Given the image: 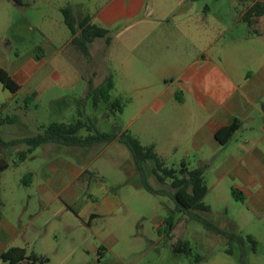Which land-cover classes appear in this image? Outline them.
I'll list each match as a JSON object with an SVG mask.
<instances>
[{
    "label": "rangeland",
    "instance_id": "obj_1",
    "mask_svg": "<svg viewBox=\"0 0 264 264\" xmlns=\"http://www.w3.org/2000/svg\"><path fill=\"white\" fill-rule=\"evenodd\" d=\"M248 2L251 0H237L236 5H228L222 0H198L196 7L203 11L207 5L214 15L228 11L241 14ZM66 5L67 0H0V69L8 71L21 84L20 90L13 93L0 81V113L17 115L14 122L1 126L2 138L10 141L34 136L53 122L77 121L79 112L83 119L94 124L93 131L128 130L143 145L155 144L168 166L179 168L184 160L191 168L205 166L208 192L204 202L210 209L202 214L226 231L252 236L257 247L254 250L246 238L243 245L234 244V254H228V239L224 235L175 211L171 197L153 194L143 187L131 151L119 141L97 143L85 155L72 149L84 147L45 143L24 160L19 153L28 149L26 144H0V215L17 221L16 205L27 204L23 195L36 189L35 185H29L32 178L38 177L36 174L47 169V175L64 184L73 178L69 167L76 165L87 169L73 186L87 191L86 199L92 198L91 194L107 192L122 204L116 213L100 222L119 226L118 223L132 217L140 224L136 231L156 238L161 236V227L158 229L156 223L174 213L173 237L162 239L159 246L166 256H176L171 264H241L243 251L247 264H264V132L260 131L264 117L246 121L227 144L218 148H190L187 142L201 122L198 117L190 121L184 116L178 120L174 117L175 101L165 100L164 95L174 93L177 85L164 83L152 75L150 66L137 63V48L123 50L120 38L103 52L85 56L68 42L71 32L62 13ZM223 23L226 25L227 21L224 19ZM218 31L208 29L203 37L211 40V36L221 33ZM246 32L244 23L240 27L225 26L221 37H225L224 45L219 52L225 69L234 64L237 72H247L248 67L256 64L254 53L256 57L264 55L262 44L256 45L255 50L248 41L233 40ZM110 75L114 81L111 101L121 98L122 111H113L106 102L95 107L89 96V91L106 83ZM262 100L260 104L264 105ZM188 106L198 111L193 101ZM88 133L84 128L78 135ZM254 136L260 140L254 141ZM55 162L59 165L56 170L50 167ZM152 165L146 163L151 184L169 188L152 174ZM178 240L189 241L193 253H174L170 247ZM140 249V246L131 248V254L140 253ZM91 264L98 262L91 260Z\"/></svg>",
    "mask_w": 264,
    "mask_h": 264
},
{
    "label": "crops",
    "instance_id": "obj_2",
    "mask_svg": "<svg viewBox=\"0 0 264 264\" xmlns=\"http://www.w3.org/2000/svg\"><path fill=\"white\" fill-rule=\"evenodd\" d=\"M197 2L67 0L78 18L89 15L93 22L110 29L112 42L108 44L104 38L96 39L91 44L89 57L108 49L116 38L121 39L123 50L136 47L137 63L150 66L152 75L164 83L177 85L174 93L164 95L165 100L175 101L174 117L178 120L184 116L188 121L200 118L201 123L189 138L188 146L192 149L218 148L225 145L216 138L219 129L236 118L241 120V129L246 121L264 117V105L260 104L264 98V55L256 57L254 53L256 64L248 67L247 72H237L234 64L229 65V70L225 69L219 55L225 40V37L221 38L224 28L227 25L240 27L244 23L247 32L234 36L233 40L248 41L256 50V45L264 46V15L250 27L241 18L244 12L214 15L207 5L200 11ZM223 2L236 5L237 0ZM253 3L254 0L248 2L247 8ZM250 28L254 32H249ZM208 29H217L221 33L217 37L211 36L210 40L203 37ZM71 40L72 35L68 42ZM189 101L195 103L198 111L190 109ZM183 107L189 108L180 110ZM260 131L264 132L263 123ZM252 138L260 140L257 136ZM91 147L72 149L85 155ZM58 166V162L50 165L54 170ZM69 169L73 178L64 184L47 175V169L36 174L38 177L29 181L36 189L23 195L27 204L16 205L17 221L0 215V253L12 246L27 247L29 253L46 256V264H91V260L98 264H171L176 259V256H166L160 251V243L166 237H146L139 233L136 228L138 230L140 224L132 217L118 223L119 226L100 222L116 213L121 202L107 192L94 193L92 198L86 199L87 191L73 186L87 169L76 165ZM163 223L164 219L155 226L159 229ZM137 246L141 248L140 253L131 254V248L134 250ZM106 260L111 262L104 263ZM0 264L9 263L0 258Z\"/></svg>",
    "mask_w": 264,
    "mask_h": 264
},
{
    "label": "trees",
    "instance_id": "obj_3",
    "mask_svg": "<svg viewBox=\"0 0 264 264\" xmlns=\"http://www.w3.org/2000/svg\"><path fill=\"white\" fill-rule=\"evenodd\" d=\"M62 13L65 24L70 29L72 35L71 43L85 56L89 57L91 55V44L96 39L104 38L108 44L112 42L110 29L93 22L91 16L86 15L83 18H78L69 5L62 8ZM263 15L264 0H254V3L244 12L242 20L252 27L258 18ZM0 81L5 88L13 93L18 92L21 88V84L5 69H0ZM113 88L114 81L112 75L109 76L108 81L103 85L92 88L89 91V96L92 98L94 106L97 107L101 102H106L113 111H122L123 103L121 98H118L114 102L111 101V90ZM33 95L36 96L37 93ZM30 98L31 96L27 100ZM79 115V118L75 122H53L43 127V131L34 136L5 141L1 135V126L14 122L17 119V115L4 116L0 113V144L4 146L26 144L28 149L19 153L20 159L24 160L28 154L45 143H59L77 147H91L101 142L111 143L119 141L124 143L132 153L142 179V185L147 191L171 197L176 205L175 211L182 212L191 219L202 222L207 229L224 235L228 239L229 247L226 250L228 254H234V244L240 243L243 245L246 238L252 242V247L256 250L257 241L252 236L248 235L244 237L241 234L226 231L202 214V212L210 209L209 205L204 202V198L208 192L205 166L191 168L189 162L185 160L181 162L179 168L168 166L156 151L155 144L143 145L140 139L128 130L114 132L93 131L94 124L83 119L82 112H79ZM240 127L241 120L236 118L230 125L219 129L216 132V138L222 144H226ZM84 128H87L89 133L85 136L78 135ZM147 162H152L151 172L158 182L168 184L169 188L155 187L151 184L146 168ZM240 196L242 197V194ZM174 227L175 215L174 213H170L164 218V223L159 229V233L166 238H171L173 237ZM171 248L176 253H193V248L189 241L178 240L171 245ZM0 258L9 264H21L22 262H26L27 264H46L48 262L46 256L35 252L29 253L27 247L21 246H12L3 250L0 253ZM200 259L201 257L198 256L197 260ZM240 263L247 264L244 259V251L241 253Z\"/></svg>",
    "mask_w": 264,
    "mask_h": 264
},
{
    "label": "water",
    "instance_id": "obj_4",
    "mask_svg": "<svg viewBox=\"0 0 264 264\" xmlns=\"http://www.w3.org/2000/svg\"><path fill=\"white\" fill-rule=\"evenodd\" d=\"M0 166H2L1 162H0Z\"/></svg>",
    "mask_w": 264,
    "mask_h": 264
}]
</instances>
